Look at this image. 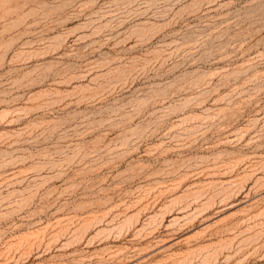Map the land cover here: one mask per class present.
<instances>
[{
	"label": "rangeland",
	"instance_id": "374dc122",
	"mask_svg": "<svg viewBox=\"0 0 264 264\" xmlns=\"http://www.w3.org/2000/svg\"><path fill=\"white\" fill-rule=\"evenodd\" d=\"M0 264H264V0H0Z\"/></svg>",
	"mask_w": 264,
	"mask_h": 264
}]
</instances>
